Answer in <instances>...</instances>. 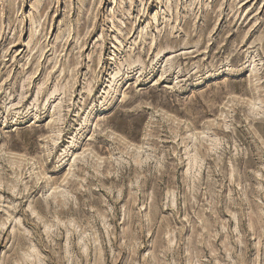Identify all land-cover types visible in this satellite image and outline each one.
<instances>
[{
	"label": "rangeland",
	"instance_id": "1",
	"mask_svg": "<svg viewBox=\"0 0 264 264\" xmlns=\"http://www.w3.org/2000/svg\"><path fill=\"white\" fill-rule=\"evenodd\" d=\"M0 264H264V0H0Z\"/></svg>",
	"mask_w": 264,
	"mask_h": 264
}]
</instances>
